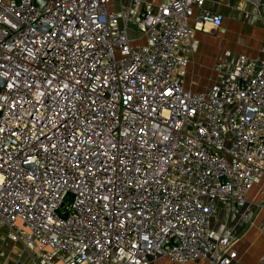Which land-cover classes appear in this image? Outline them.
<instances>
[{"label": "built area", "instance_id": "1", "mask_svg": "<svg viewBox=\"0 0 264 264\" xmlns=\"http://www.w3.org/2000/svg\"><path fill=\"white\" fill-rule=\"evenodd\" d=\"M39 1L0 0V245L42 264L232 263L211 222L264 174V47L193 91L177 71L221 23L206 0Z\"/></svg>", "mask_w": 264, "mask_h": 264}, {"label": "crops", "instance_id": "2", "mask_svg": "<svg viewBox=\"0 0 264 264\" xmlns=\"http://www.w3.org/2000/svg\"><path fill=\"white\" fill-rule=\"evenodd\" d=\"M142 1L155 6L169 0ZM114 2L116 9L128 6V0ZM202 8L206 12L219 15L221 23L217 27L206 24L202 30L193 33L189 63L186 68L177 71L183 86L193 91H201L222 80L239 54H244L259 64L262 59L260 50L264 47V4L256 7L243 0H206ZM198 11V8H194L195 14ZM189 24L192 25L193 21ZM130 29L135 30L133 25ZM130 34L135 38L140 36L135 31ZM140 42L145 43L146 40L141 38ZM219 60L225 65L221 72L214 70V65ZM211 228L216 235L227 236L233 241L236 259L230 264H260L264 258V174L248 190L246 203L241 209L235 210L232 199L218 202V212L212 219ZM12 245L18 248L17 244ZM15 254L13 253L14 256H19ZM153 264L208 263L203 260L176 263L160 258Z\"/></svg>", "mask_w": 264, "mask_h": 264}, {"label": "rangeland", "instance_id": "3", "mask_svg": "<svg viewBox=\"0 0 264 264\" xmlns=\"http://www.w3.org/2000/svg\"><path fill=\"white\" fill-rule=\"evenodd\" d=\"M133 31L134 30H131L130 33ZM15 247L16 246L12 245L11 242L0 245V264H9L12 263V261H16V259L17 261L14 264H42L32 252L22 251L23 249L21 247ZM13 253L19 256L16 257Z\"/></svg>", "mask_w": 264, "mask_h": 264}, {"label": "water", "instance_id": "4", "mask_svg": "<svg viewBox=\"0 0 264 264\" xmlns=\"http://www.w3.org/2000/svg\"><path fill=\"white\" fill-rule=\"evenodd\" d=\"M40 3V1L39 0H35V4H39Z\"/></svg>", "mask_w": 264, "mask_h": 264}]
</instances>
